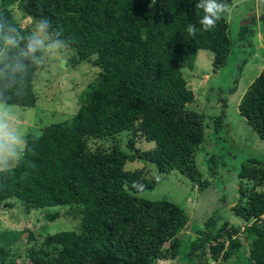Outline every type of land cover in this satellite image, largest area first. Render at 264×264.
<instances>
[{
  "label": "trees",
  "instance_id": "16d2710c",
  "mask_svg": "<svg viewBox=\"0 0 264 264\" xmlns=\"http://www.w3.org/2000/svg\"><path fill=\"white\" fill-rule=\"evenodd\" d=\"M198 3L1 0L0 23L23 38L17 48L0 39L1 104L36 107L34 81L43 53L33 60L23 52L39 18H47L49 33L72 51V67L85 62L98 74L79 96L75 114L27 133L15 164L0 169V213L13 208L14 199L27 214L68 208L64 216L79 217L78 224L72 231L41 237L27 227L0 231V264H264V193L257 190L264 186L263 161L241 166L239 187L244 180L251 189L240 188L230 210L223 198L206 220L192 223L193 239L179 237L189 221L184 209L167 199L139 196L159 181L147 177L148 165L160 174L178 172L200 191L210 186L197 168L196 155L220 138L227 101L219 97V89L220 109L214 117L189 109L194 96L181 70H193L197 52L205 50L213 55L215 73L227 65L231 47L225 18L210 31L202 30L204 13ZM14 10L30 25L22 29ZM247 18L239 28L241 41L252 32L249 24L260 22L264 32V11ZM189 24L197 29L195 37L187 32ZM237 82L236 77L229 94ZM238 112L264 140V67L244 92ZM93 140L110 146L95 143L92 148ZM144 143L153 148L142 149ZM134 162L145 167L126 168ZM222 162L220 155L207 162L212 175L217 174L215 182ZM61 214L46 212L44 219L54 221ZM230 215L248 224L243 238L227 220Z\"/></svg>",
  "mask_w": 264,
  "mask_h": 264
},
{
  "label": "rangeland",
  "instance_id": "374dc122",
  "mask_svg": "<svg viewBox=\"0 0 264 264\" xmlns=\"http://www.w3.org/2000/svg\"><path fill=\"white\" fill-rule=\"evenodd\" d=\"M1 4V0H0ZM226 11L221 14L229 26V43L231 53L227 65L217 72H213V55L210 51L200 50L193 61V70L182 69L183 76L188 82V87L193 92V101L187 105L191 110H198L207 117H214L220 109L217 91L222 90L220 98L227 101L226 117L224 118V129L219 134V139L207 142L196 155V165L203 180L209 182V188L200 191L196 185L187 178L172 171L168 174H160L152 165L134 162L126 165L127 169L145 167L147 177L157 176L159 181L152 190L144 191L140 197L147 200L167 199L188 214L187 227L182 230L179 237L193 239L195 232L192 223L206 220L214 212L220 201L224 198L228 210L234 206L235 201L240 198V188L243 191L250 190L252 185L240 180L238 173L242 165L248 160L257 159L264 162V140H261L246 120L239 115L238 104L244 92L253 80L260 74L264 67V32L260 22L250 26L251 34L245 36L241 41L238 36L239 28L248 20L247 16L260 15L264 11V0H231L225 4ZM13 16L20 23L21 28L30 25V21L20 17L14 10ZM249 21V20H248ZM247 21V22H248ZM244 35V34H243ZM72 51L65 46L51 53L44 52L41 58V69L37 71L34 81L35 92L38 100L35 108H21L8 104H1L10 108V122L21 137V145L16 157L0 161V169L8 168L15 164L19 152L24 147V137L27 133H38L43 126L63 122L76 113L79 107V96L83 94L86 87L92 83L98 69L88 63H81L72 67L68 60ZM243 63L242 72L238 67ZM238 78L236 91L232 94L227 92L233 81ZM207 132H209L207 130ZM210 140V139H209ZM102 144L108 148L110 142L100 140L90 141L89 144ZM108 145V146H107ZM152 143H144L142 149L150 150ZM211 155H220L223 161L218 168L219 180L215 182L217 174L212 175V164H208ZM264 193V186L257 189ZM233 201V202H232ZM13 208L4 209L0 213V231L19 230L29 228L36 236L53 235L63 231H72L78 224V219L67 215L69 209L61 207L49 208L47 210H31L28 214L22 209L21 203L11 200ZM61 212V216L54 221L44 219L46 212ZM222 215V212L219 213ZM226 213L225 216H227ZM230 225L239 228L240 238H243L244 229L248 224L242 219L230 215L227 217ZM238 236V237H239ZM171 261L160 264H170ZM210 264H213L210 262Z\"/></svg>",
  "mask_w": 264,
  "mask_h": 264
},
{
  "label": "clouds",
  "instance_id": "9594fccd",
  "mask_svg": "<svg viewBox=\"0 0 264 264\" xmlns=\"http://www.w3.org/2000/svg\"><path fill=\"white\" fill-rule=\"evenodd\" d=\"M196 7L203 10L204 15L199 20V24L203 31H210L215 28L217 21L221 18V14L226 11L223 0H199ZM52 23L47 18H39L35 21L34 30L27 36L24 57L37 59V53L60 50L64 47L65 41L54 38L49 33ZM53 31H56L54 29ZM16 29L14 27L0 23V39L10 48H17L22 37L14 36ZM187 32L190 36L195 37L197 29L193 24H189ZM9 66L6 64L5 68ZM21 145V137L18 131L10 122V108L0 105V161L8 158L16 157L18 149Z\"/></svg>",
  "mask_w": 264,
  "mask_h": 264
},
{
  "label": "water",
  "instance_id": "95a60500",
  "mask_svg": "<svg viewBox=\"0 0 264 264\" xmlns=\"http://www.w3.org/2000/svg\"><path fill=\"white\" fill-rule=\"evenodd\" d=\"M251 17V16H250Z\"/></svg>",
  "mask_w": 264,
  "mask_h": 264
}]
</instances>
